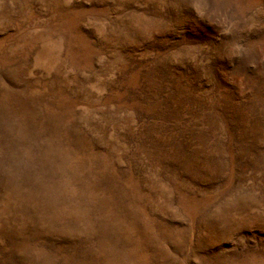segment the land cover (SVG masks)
Listing matches in <instances>:
<instances>
[{"label":"rangeland","instance_id":"374dc122","mask_svg":"<svg viewBox=\"0 0 264 264\" xmlns=\"http://www.w3.org/2000/svg\"><path fill=\"white\" fill-rule=\"evenodd\" d=\"M0 264H264V0H0Z\"/></svg>","mask_w":264,"mask_h":264}]
</instances>
